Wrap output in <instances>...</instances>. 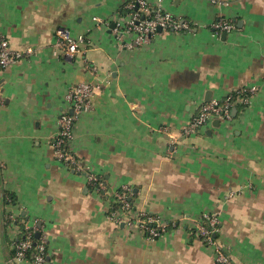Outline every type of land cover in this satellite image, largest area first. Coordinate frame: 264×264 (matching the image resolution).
I'll return each instance as SVG.
<instances>
[{
	"label": "crops",
	"instance_id": "obj_1",
	"mask_svg": "<svg viewBox=\"0 0 264 264\" xmlns=\"http://www.w3.org/2000/svg\"><path fill=\"white\" fill-rule=\"evenodd\" d=\"M128 1L0 0V34L34 50L0 80V264H34L15 261L12 242L35 221L49 238L43 264H221L194 232L206 211L219 213L233 264H264V0H165L192 28L158 30L130 48L111 31ZM220 16L235 29L215 33ZM58 27L85 35L74 57L56 49ZM82 81L100 90L76 120L72 150L103 191L52 144L67 94ZM252 85L259 91L231 121L184 133L203 102ZM123 186L136 210L170 223L166 234L150 239L108 219Z\"/></svg>",
	"mask_w": 264,
	"mask_h": 264
},
{
	"label": "built area",
	"instance_id": "obj_2",
	"mask_svg": "<svg viewBox=\"0 0 264 264\" xmlns=\"http://www.w3.org/2000/svg\"><path fill=\"white\" fill-rule=\"evenodd\" d=\"M165 0H130L126 2L119 16L115 18V24L111 28L114 39L125 47L144 45L158 30H170L181 32L190 30L191 23L176 16L164 6ZM215 3H226L223 0H212ZM95 20L102 22L101 18ZM215 33L230 32L235 29V23L231 19L220 16L211 24ZM86 43L83 34L73 36L70 32L58 27L55 31L56 49L69 57H74L81 51V45ZM33 48L28 46L19 50L11 46L8 38L0 34V80L3 72L11 65L17 63L23 56L33 53ZM92 71L96 66L88 65ZM1 87V83H0ZM258 85L244 87L230 92L222 99H212L203 102L196 114L184 127L186 135H194L214 118L225 122L231 121L232 110L237 105H247L252 97L259 91ZM100 90V84L92 81H82L72 88L67 94L68 108L64 109L58 117V132L53 137L52 144L56 157L68 168L85 173L89 185L97 191L107 190V184L102 177L95 174L90 167L76 156L72 150L74 138V125L79 115L92 108L95 93ZM4 102L0 88V104ZM132 191L129 186L114 192L113 201L119 203L116 208L111 207L108 219L114 222H123L128 226L138 228L150 239H156L169 231L170 223L164 217L156 213L139 211L134 208L129 196ZM14 220L13 216H9ZM194 232L203 243L213 246L216 260L221 264H233L227 245L221 240V220L217 211H206L194 223ZM23 237L16 238L12 242L15 251L14 260L17 262L30 260L34 264H43L49 254L47 237L41 222H23ZM40 233L39 237L36 234ZM35 250L32 258L28 253Z\"/></svg>",
	"mask_w": 264,
	"mask_h": 264
},
{
	"label": "trees",
	"instance_id": "obj_3",
	"mask_svg": "<svg viewBox=\"0 0 264 264\" xmlns=\"http://www.w3.org/2000/svg\"><path fill=\"white\" fill-rule=\"evenodd\" d=\"M129 198H130V200H131V202L133 203L134 202V199H135V194H131V196H129ZM7 200H8V198H7ZM112 207L113 208H116V207H118L119 206V203L118 202H116V201H113V203H112ZM24 235H23V233H22V236H20L19 238H22ZM13 257H14V255H15V251H14V249H13ZM34 253H35V250H31L29 253H28V257L29 258H32V256L34 255Z\"/></svg>",
	"mask_w": 264,
	"mask_h": 264
},
{
	"label": "water",
	"instance_id": "obj_4",
	"mask_svg": "<svg viewBox=\"0 0 264 264\" xmlns=\"http://www.w3.org/2000/svg\"><path fill=\"white\" fill-rule=\"evenodd\" d=\"M39 236H40V233H37V234H36V237H39Z\"/></svg>",
	"mask_w": 264,
	"mask_h": 264
}]
</instances>
